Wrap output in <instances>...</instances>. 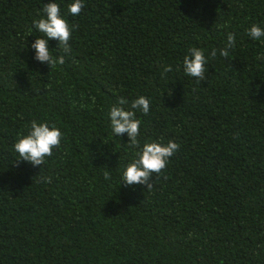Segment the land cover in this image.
<instances>
[{"label": "trees", "instance_id": "1", "mask_svg": "<svg viewBox=\"0 0 264 264\" xmlns=\"http://www.w3.org/2000/svg\"><path fill=\"white\" fill-rule=\"evenodd\" d=\"M51 2L76 26L70 54L48 42L66 60L52 70L31 48ZM73 2L0 0V264H264V43L247 35L264 0H82L78 16ZM191 47L208 59L199 84ZM140 96L141 147L180 145L148 192L122 184L139 149L108 118ZM32 121L63 133L44 166L14 151Z\"/></svg>", "mask_w": 264, "mask_h": 264}, {"label": "clouds", "instance_id": "2", "mask_svg": "<svg viewBox=\"0 0 264 264\" xmlns=\"http://www.w3.org/2000/svg\"><path fill=\"white\" fill-rule=\"evenodd\" d=\"M84 4L82 0H74L68 5V12L72 16H78ZM44 18L33 21L34 28L41 33L43 38L38 37L31 45L35 50V59L42 64L46 63L50 69H56L63 66L66 62L65 55L58 58L52 55L49 49V41L56 40L59 44V50L64 54L71 53L70 40L72 30L75 25L70 26L65 18L61 16L59 4L51 2L43 7ZM32 29H29L31 32ZM247 35L253 41L264 43V28L258 25H252L247 30ZM236 46V37L234 34H228L226 45L223 48H213L210 58L215 59L217 52L219 56L228 58L230 50ZM188 55L183 58L184 74L194 78L199 84L205 80V65L208 63L205 51L200 48L191 47L188 49ZM264 59V54L257 57ZM171 65L163 67L162 76L172 72ZM95 103V97L91 98ZM127 106V109L125 108ZM137 112L147 116L150 112V101L140 96L129 102L124 97H118L116 105L112 106L108 118L111 124V130L115 137L128 136V147L130 149H139L136 152V158L130 162L122 173L121 181L123 185H142L146 187L147 192L153 188V177H159L166 169L170 158L179 150L180 145L169 141L166 145L158 142H145L141 147L138 137L140 136V126L142 121L137 118ZM63 139V133L55 125L50 126L47 122L37 123L32 121L31 129L26 136H23L14 145V151L19 155L17 161L28 162L33 167L45 164V159L53 155V150L60 147ZM40 177V175L38 176ZM104 179L110 180L111 175L108 171L104 172ZM39 182L50 183V178L40 177Z\"/></svg>", "mask_w": 264, "mask_h": 264}]
</instances>
